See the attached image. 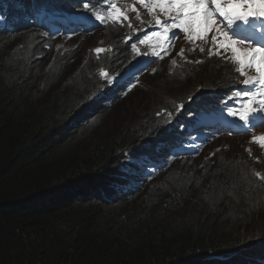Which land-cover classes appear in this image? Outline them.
Instances as JSON below:
<instances>
[{
  "label": "trees",
  "instance_id": "1",
  "mask_svg": "<svg viewBox=\"0 0 264 264\" xmlns=\"http://www.w3.org/2000/svg\"><path fill=\"white\" fill-rule=\"evenodd\" d=\"M92 1L0 0V264H254L264 250V236L237 234L245 231L258 205L243 187L250 193L264 187L254 174L258 167L251 156H240L243 165L239 167L235 157L229 159L222 150L197 159L199 164L215 158L227 168L225 174L214 177L202 172L209 177L205 186L196 178L179 179L180 169L173 163L172 171L169 168L156 177L139 201L136 196L145 182V177H138L140 165L114 163L121 157L117 148L125 142L143 141L147 160L161 145L177 140L173 123L161 107L184 100L178 92L173 94L180 84L177 78L158 69L150 74L155 63L146 73L150 74L147 80L140 81L146 74L115 73V68L123 69L129 50L122 42L127 21H122L124 29L122 23L105 19L100 31L81 39H87L88 56L69 84L57 90L59 77L77 49H56L52 29L35 12L49 8L56 14L77 12L81 4ZM98 39L102 42L99 53L92 48ZM160 64L166 66L165 61ZM189 64L178 65L175 71L196 74L202 68L197 62ZM105 66L109 71H103ZM214 66L219 89L226 95L246 93V73L236 75L224 61ZM107 74H113L111 79ZM156 79L167 90L163 101L153 102L138 87L124 97L133 82L151 89ZM213 84L209 81L207 86ZM143 94L142 106L128 105ZM217 105L214 102L213 107ZM124 114L131 115V120L121 136L106 134L94 148L88 143L106 118ZM199 122L203 123L201 118ZM129 179L132 185H127ZM257 219L263 222L261 216ZM242 237L248 241L242 242Z\"/></svg>",
  "mask_w": 264,
  "mask_h": 264
},
{
  "label": "rangeland",
  "instance_id": "2",
  "mask_svg": "<svg viewBox=\"0 0 264 264\" xmlns=\"http://www.w3.org/2000/svg\"><path fill=\"white\" fill-rule=\"evenodd\" d=\"M113 2H114V0H111V1L103 0L100 3H103V5H108L109 3L113 4ZM127 6L128 5L123 7L125 12H126ZM137 12L138 11H135L132 14L128 13L129 15H127V17L131 20L136 19L137 20V26L141 29V31H146V32H147V28L145 26L148 25L149 23L147 22L144 24V21H148L149 19L154 17L153 19L155 20L156 28H154L153 31L154 32L158 31L160 33V37L163 40V44L160 42V45H151V46L146 45L145 46V51H146L145 58L149 60L150 56H151V61H154V63H155L156 68H154L152 71H156L157 69L160 71H167L172 66L173 60L175 59V56L177 55L186 64L187 63L189 64L191 62L200 61L199 64H200V66H202V68L198 71H195L196 74L192 77L193 80L196 79V80L203 82V83L209 82L210 80H212V78L214 77V73H216L214 65H217V61L219 60V58L212 56L211 59L209 58L207 60L206 56L210 53L206 52L205 50H204L205 51L204 54H201L202 53L201 52L198 55H194L193 54L194 50L192 48L196 47L199 44L198 43L192 44V42H190V40H191L190 33L188 31H186L185 26L182 22H181L182 23L181 26H174V27L179 33H183L186 35L182 39H180L179 44L173 46L172 48H170L168 50L167 45L169 42V38H168V35L166 32L165 23H162L160 15H153V14L148 12L147 17L145 18L144 13L147 12L146 10H144L142 17H139L137 15ZM214 20L216 21L217 26H219L220 31L219 32L217 31V26L212 25V29H211V31H208V33L211 35L212 39H213V36L216 37V40L215 41L212 40V43H218L219 38H217L216 33H220L223 30L222 29L223 25L220 24L219 20H216V19H214ZM157 21H159V23H157ZM168 24L171 25L172 23H168ZM190 29L194 33L195 38H200L203 36V32H198L195 27H190ZM75 35L76 34H74L73 32L68 33V34L64 33V35L61 34L60 36L56 37L55 41H54V45L57 47L56 49L64 50V51L74 50L75 48L77 49L74 53L72 60L69 59L68 65H67L68 67L66 68V71L64 72L63 77L61 75L59 77V82L56 84L58 87L57 90L63 84H69L68 79L80 68L81 62H84L88 56L89 47L88 46L85 47L86 44H88V43H86L87 39H84L83 41H81V39H83L84 36H75ZM149 35L151 36L152 33ZM259 35H255V37H259ZM182 41H184L185 45H187L188 48H191V49H187L185 47L184 53L180 51L182 49V47H181ZM99 42H100L99 40L95 41V46H93L92 48L95 49L96 45H98ZM224 43L228 44L229 42L226 41ZM161 51L164 52V54ZM158 53L161 54V58L157 56ZM187 53L188 54L190 53V55H187ZM131 54H133L132 57H130ZM209 56H211V55H209ZM127 58H136L134 51L132 49H129V54L127 55ZM162 60L163 61L167 60L166 66L164 64H160V62ZM195 64L196 63L189 64V65H195ZM132 67L135 68V71H138V69H136V66L134 65V63H131L128 66V70L123 69L122 71H129ZM174 68H176V67H174ZM129 74H131V73H126L124 75V77H126V76L131 77V76H129ZM145 74H143L142 76H144ZM148 75H150V74H146L147 77L140 79V81L141 80H147ZM159 82H160L159 79H156L155 82H152L153 87L151 89L143 88L142 84L137 85L136 82H134L130 87L131 88L133 87V89H135V87H138V89L141 88L143 90V92L145 93V95L147 93V96H149L150 99L153 100V102H160V101L164 100L165 93L167 92V90H166L165 86L159 87ZM190 84H192V83L190 82ZM191 91H193V90H191ZM173 93H175V92H173ZM47 95H45L44 97H46ZM138 96H135L134 98H132L133 100H130L128 105H131L132 107L133 106L136 107L137 105H138V107L142 106V104H140V103L144 97V94L140 95L139 97ZM143 114H144V112L140 113L141 119H142ZM128 116L131 117V115L124 114V115H120L117 117L114 116L113 118H110L108 120L106 118V120L100 126L101 128L99 129L100 132L98 133V135L93 136L96 138H94V140H92L91 139L92 136H89L87 139V140H89L88 143H90L92 145V147L94 148V143H102L103 142V136L106 134L112 133L111 135H114V137L121 136V131L125 130V128L129 124V121L131 120V119H129ZM117 130H119V132H116L114 134L113 131H117ZM258 130L254 131V135H253V137H251L249 139V141L245 137H242V136H245L246 134L234 133L231 131H229V133H227L225 136L222 137V138H225L224 140L218 141V138H219L218 132L216 130L209 131L208 134L206 135L207 140L205 142V144L208 146V148L206 149V153L208 154V157H212V156H215V154H216L215 152H217V150H222L223 154L225 156H227L229 159L235 157L234 163H235V165H237V167L243 165V161L240 162L241 159L239 157L242 155H246V154L248 156H251L253 158V161H255L257 164H260V165L263 164L264 165V147L261 146V143H262L261 137H264V131L259 132ZM254 137L256 138L255 140H254ZM209 140H210V142H209ZM211 142L213 143L212 145H210ZM181 145H183V148L181 150H177L176 148H174V150L179 151L180 157L182 159L181 162H176V163H177L178 167L181 169V172L185 171L187 173V176L184 179L188 180V182L191 179L196 178L199 181V184H201V186H205L206 185L205 182L209 183V181H206L207 179L209 180V177H211V176L214 177L217 174L222 175V174H225L227 172V168H225L226 165L222 166L220 163H218L217 159H215V158L210 160L208 163L204 162L202 165H196L195 164L196 163L195 158L200 155V152L197 150H194L193 146H191V145H186L184 143ZM228 149L232 150L233 153L227 154ZM171 165H173V163ZM147 171L150 172L151 170L149 169ZM170 171H172V166L170 168ZM202 172H208L209 177L206 174H203ZM147 179L151 180V182L149 184V189H151V184L155 181V179L152 180V177L150 174H148ZM263 184H264V182H263ZM145 191L146 190H142L137 198L144 199L145 195H146ZM246 191L247 190L245 189V187H243V192L246 193ZM191 193H192V191H191ZM247 195H252V198L254 200L257 199L258 205H255L253 215L249 218L250 221H248L246 223V227L248 225L249 230L248 229L246 230V227H245L244 232L239 230L238 233L237 232H235V233H237L238 235H244V236H245V234H249L250 237L264 236V233L260 234L261 231L264 229V227H256V226L260 225V223H264V187L257 188L256 191H253V193H248ZM229 196H231V195H229ZM258 202H260V203H258ZM259 216H261L263 218L262 219L263 222H260L257 219ZM253 224H256V226L252 227ZM235 233H233V234H235ZM252 233H254L255 235H253ZM246 240H247L246 238L243 239V237H242V242L246 241Z\"/></svg>",
  "mask_w": 264,
  "mask_h": 264
},
{
  "label": "clouds",
  "instance_id": "3",
  "mask_svg": "<svg viewBox=\"0 0 264 264\" xmlns=\"http://www.w3.org/2000/svg\"><path fill=\"white\" fill-rule=\"evenodd\" d=\"M34 10H37V8H35ZM37 18L42 19L40 17H37ZM43 23L46 28L50 26H55V28H60V30L63 28V24L61 23L58 24L53 18L45 19ZM56 37H54V39ZM185 47L187 49H191V48H188L187 45H185ZM187 55H190V53L189 54L187 53ZM177 66H174V67H177ZM175 70L176 68L168 69V71L166 72H168L171 76L179 80L180 84L178 86V90L175 93L178 92L179 95L184 97V100L175 99V101L173 102L174 104H172L173 106L168 105V106H163L161 108L164 112V116L170 119L171 122L173 123L172 131H175V133L178 136V139L173 140V142L168 141L167 143L161 145V147H159L156 150L155 154L151 156L150 158H148L147 160L143 158V154L145 151V144L143 141L141 143L132 141V144H130L129 142H125L124 144L119 146L116 150L117 155L118 156L121 155V157H119V159H117L114 163H118V165L120 166H125L126 162L140 165V168H139L140 171H139L138 177H141L140 180H142V178L145 177V182L142 185V188L139 194L141 193L142 190H146L145 197L147 196V191H149V184L151 182V180L147 179L148 174L151 175L152 180L156 179V177L161 175L167 169L171 168V166L173 167L174 164L171 165L172 163L181 162L182 159L180 157V153L179 151L174 150V148L178 150V148H181V146H183L181 145L183 143L186 145L193 146L194 150H197L200 152V155L195 158V162H196L195 164L201 165L204 162L198 164L197 159H205L206 157H208V154L206 153V149L208 148V146L205 144L207 138L201 139V133L203 131H207L208 130L207 128L212 126V124L216 125L217 128H225V126L229 125L230 122H234L236 125L238 124V120L234 116L236 101L230 100L228 98L231 101L232 107L229 111L219 110L217 119L213 120L216 123L208 122L207 121L209 120V116H208L205 119H203L205 121L202 124L198 123L196 125H192V122L195 119H197L196 115H192L193 112L201 110L213 102L222 103L227 100L226 99L227 95L224 91H222V89H219L218 83L220 81V78L215 76V73H214V77L212 78V80H210L214 82L213 86H207L209 85V82H205L204 85H202L200 81L196 79L195 80L192 79L195 73H190V71H175ZM118 72L123 75H125L126 73H131L132 77H138V76H141L147 73L148 71H145L141 75H140L141 71H115V73H118ZM149 72L150 74H152L155 71H149ZM249 72H252V71H249ZM234 73L237 75L239 71H235ZM111 75L107 74V76L105 77L108 79H111L112 77ZM190 82L192 84H190ZM130 86H129V89L125 91L124 97H126L129 93H131L134 90L133 87L131 88ZM197 90H202L203 94L200 96H197L196 94ZM181 91H184V92L179 93ZM169 95L170 94H168V96ZM190 97L191 99H189ZM220 121H223V122H220ZM191 133L195 134V136L192 137ZM226 134L227 133H225V135ZM244 134L246 135L242 137H245L249 141V139L253 137L254 132H251L249 129L246 132H244ZM225 135H220L219 138H222ZM188 138L189 140H187ZM224 139L225 138H222V140ZM211 144L212 142L210 143V145ZM218 151L219 150H217V152ZM204 152L205 154H203ZM167 156L170 158H167ZM234 161L235 160H233V162ZM257 167L258 168L254 171V174L258 172L261 174V176H264V165L257 164ZM149 169L151 170L150 172L147 171ZM142 175H145V176H142ZM186 176H187V173L185 171L181 172V169H180L179 179H184ZM257 178L261 179L260 177H257ZM261 180L264 182V179H261ZM132 182H133V179H129L127 181V185H132ZM153 183L151 184V186L153 185ZM257 188H260V186H257L256 189ZM246 190H247L246 192L250 193L248 189ZM138 195L136 196V198L138 197ZM139 200L140 198L137 199V201ZM253 263L254 264H264V250L258 254V256L254 259Z\"/></svg>",
  "mask_w": 264,
  "mask_h": 264
},
{
  "label": "snow or ice",
  "instance_id": "4",
  "mask_svg": "<svg viewBox=\"0 0 264 264\" xmlns=\"http://www.w3.org/2000/svg\"><path fill=\"white\" fill-rule=\"evenodd\" d=\"M153 3L157 4H170L176 6L177 17L180 18V14L183 13L184 20L188 24H194L198 32L211 31V25L216 24L213 19L214 16H219L223 18V25L228 30L224 32V36H228L229 33L235 35L234 29L238 24L248 25L254 31L260 33L258 39H253L251 36L238 37L241 42H248L253 45L251 51H242L235 46V41H229V47H231L232 52L235 54V60L240 68L237 70L244 75L242 66L245 63L244 58H247L249 66H255V71L258 74L257 77H250L244 81L245 85H255L259 84L264 87V0H152ZM139 3L144 4V0H139ZM211 4L213 7H209ZM113 9H116V5H111ZM127 17H125L126 19ZM97 19H101L98 15ZM256 22V23H254ZM159 23V21H157ZM217 31H220L219 26H217ZM216 37L213 36V41ZM97 53L101 52L102 49H95ZM183 52V50H181ZM200 61H197L199 63ZM245 96L256 95V93H244ZM264 95V93H261ZM191 99V97L189 98ZM252 102L246 104V112L244 115L240 116L241 120L245 122L248 118L257 111V108L251 106ZM261 105H264V100L261 101ZM260 111H264V106L259 108ZM256 138L254 137V140ZM261 146L264 147V137H261ZM257 177L264 179L260 173H255Z\"/></svg>",
  "mask_w": 264,
  "mask_h": 264
},
{
  "label": "bare ground",
  "instance_id": "5",
  "mask_svg": "<svg viewBox=\"0 0 264 264\" xmlns=\"http://www.w3.org/2000/svg\"><path fill=\"white\" fill-rule=\"evenodd\" d=\"M80 1H82V3H83V1L84 0H80ZM101 1H103V0H94V1H92V2H89V3H86L87 5H88V8H90V9H95V8H97V7H99V8H103V3H100ZM105 1H111V0H105ZM34 2V1H33ZM41 2V1H40ZM39 2V3H40ZM85 4V3H84ZM136 4V3H135ZM135 4H133V5H135ZM39 5V4H38ZM2 6H8V4H4V5H2ZM42 6V5H41ZM129 6V5H128ZM132 6V5H131ZM172 6H174V5H172ZM209 7H213L211 4H209L208 5ZM3 7V8H4ZM45 7V6H44ZM6 8V7H5ZM174 8H175V6H174ZM17 9V8H16ZM50 9V8H49ZM176 9V8H175ZM7 10V9H6ZM20 10V9H19ZM147 12H145L144 13V17L146 18L147 17V13L149 12V13H151V14H153V15H158V13H156V12H154L155 11V8L153 7V5H149L146 9H145ZM11 11V10H10ZM76 11V10H75ZM19 12V11H18ZM21 12V11H20ZM42 12V11H41ZM13 14V13H12ZM129 14H132L131 12H129ZM128 13H127V15H129ZM9 14H6V16H8ZM26 16V15H25ZM34 16V15H33ZM2 18V17H1ZM10 18V17H9ZM57 18H60L58 15H55L54 16V19H57ZM154 18V17H153ZM153 18H151V19H149L148 21H144V24L145 23H149L148 25H146L145 27L147 28V32L149 33V34H151L152 32H153V30H154V28H156V23H155V20L153 19ZM214 19H216V20H219V22L221 21V17H219V16H214L213 17ZM3 19H5L4 17H3ZM17 19V18H16ZM24 19H25V17H24ZM39 19V18H38ZM180 19V21L183 23V21H184V18H179ZM2 20V19H1ZM105 21V20H104ZM4 22V21H3ZM42 22V21H41ZM107 22V21H106ZM108 23V22H107ZM29 24V23H28ZM123 24V23H122ZM125 24V23H124ZM124 24H123V26H124ZM27 25V24H26ZM69 25H71V24H69ZM105 25V24H104ZM22 26V25H21ZM65 26H67L68 27V25H65L64 24V27ZM72 26V25H71ZM103 26V25H102ZM111 26V25H110ZM214 26H217V24H214ZM29 27V26H28ZM63 27V28H64ZM30 28V27H29ZM37 28V27H36ZM63 28H62V30H63ZM124 29H125V26L123 27ZM22 29V28H21ZM94 29H95V27H94ZM102 29V28H101ZM123 29V30H124ZM211 29H212V25H211ZM16 30V29H15ZM14 30V31H15ZM29 30H32V29H29ZM66 30H68V29H66ZM12 31V30H11ZM10 31V32H11ZM41 31V30H40ZM7 32V31H6ZM103 32H104V27H103ZM107 32V31H106ZM69 32H67V34H68ZM80 32H78V34H79ZM6 34H9L8 32L6 33ZM19 34H20V32H19ZM25 34V33H24ZM43 34V33H42ZM46 34V33H45ZM48 34V33H47ZM75 34V33H74ZM81 34V33H80ZM103 34H106V33H103ZM108 34V33H107ZM1 35V34H0ZM5 35V34H4ZM26 36H28L27 35V33L25 34ZM35 35V34H34ZM64 35V34H63ZM109 35V34H108ZM14 36H15V34H14ZM31 36H32V34H31ZM39 36V35H38ZM38 36H36V38L38 37ZM4 37H6V36H4ZM16 37V36H15ZM14 37V38H15ZM40 37H44V36H40ZM51 37V36H50ZM49 37V38H50ZM106 37V36H105ZM120 37V36H119ZM122 37H124V36H122ZM31 38V37H30ZM39 38V37H38ZM107 38V37H106ZM1 39V38H0ZM21 39V38H20ZM24 39H25V37H24ZM32 39V38H31ZM34 39H35V37H34ZM58 39V38H57ZM105 39V38H104ZM120 39H122L121 37H120ZM44 40V39H43ZM51 40H52V38H51ZM53 40H55L54 39V37H53ZM103 40V39H102ZM106 40V39H105ZM30 41V40H29ZM35 42H38V41H36V39L34 40ZM47 41V40H46ZM48 41H50V39L48 40ZM115 41V40H114ZM2 42V41H1ZM13 42H14V40H13ZM32 42V41H31ZM45 42V41H44ZM54 42V41H53ZM46 44H47V42H45ZM44 43V44H45ZM50 43V42H49ZM102 43V42H101ZM1 44V43H0ZM25 44V43H24ZM115 44H117V43H115ZM28 45H29V43H28ZM104 45V44H103ZM109 45H111L110 44V42H109ZM118 45V44H117ZM115 46V45H114ZM114 46H112V47H114ZM127 47H128V45H126ZM22 47V46H21ZM37 47V46H36ZM104 47H106V46H104ZM118 47V46H117ZM44 48V47H43ZM122 48V47H121ZM50 49H53V48H50ZM108 49V48H107ZM123 49V48H122ZM111 50V49H110ZM109 50V51H110ZM113 50H115V49H113ZM124 50V49H123ZM42 51V50H41ZM46 51V50H45ZM52 51V50H51ZM108 51V52H109ZM117 51H118V49H117ZM107 52V53H108ZM112 52V50L110 51V53ZM115 52V51H114ZM121 52V51H120ZM119 52V53H120ZM126 52V54H125V60H124V64H123V66L125 67V68H127V69H124V70H128V66L131 64V63H134V65H136L137 66V63H138V60L136 59V58H127V55L129 54V50H128V48H127V51H125ZM124 52V53H125ZM49 53V52H48ZM113 53V52H112ZM123 53V52H122ZM56 54V53H55ZM58 54V53H57ZM56 54V55H57ZM113 54H115V53H113ZM113 54H110L111 56L113 55ZM121 54V53H120ZM102 55V54H101ZM108 55V54H107ZM117 55V54H116ZM119 55V54H118ZM117 55V56H118ZM57 56H59V55H57ZM105 56V55H104ZM110 56V57H111ZM133 56V54H131L130 55V57H132ZM47 57V56H46ZM91 57V56H90ZM108 57V56H107ZM109 57V58H110ZM113 58H114V56H112ZM59 58V57H58ZM106 58V57H105ZM109 58H107V60L106 61H108V59ZM46 59V58H45ZM103 58H101V60H102ZM116 59V58H115ZM53 60V59H52ZM113 60V59H112ZM111 60V61H112ZM55 61V60H54ZM56 61H57V59H56ZM62 61V60H61ZM96 61V60H95ZM99 61V60H98ZM97 61V62H98ZM105 61V63H107ZM149 61H151V56H150V59H149ZM58 62V61H57ZM104 62V61H103ZM102 62V65L103 66H101V68H103L104 67V63ZM121 62V61H120ZM51 63H52V61H51ZM62 63H63V61H62ZM154 63V62H153ZM152 63V64H153ZM64 64V63H63ZM108 64H110V62H108ZM108 64H105V65H108ZM184 64H186V63H184ZM119 65H120V63H119ZM155 65V64H154ZM46 66V65H45ZM97 66V65H96ZM116 66H117V64H116ZM97 68H98V66H97ZM100 68V67H99ZM142 68H145V67H142ZM119 69H121V68H119ZM119 69H117V68H115L114 70H118L119 71ZM102 70V69H101ZM123 70V69H122ZM63 71V70H62ZM103 71H109V69H108V67L107 66H105V68H104V70ZM129 76H131V74H129ZM132 77V76H131ZM233 130V129H232ZM174 142H176V141H174Z\"/></svg>",
  "mask_w": 264,
  "mask_h": 264
}]
</instances>
